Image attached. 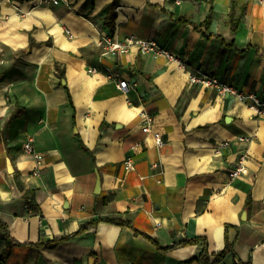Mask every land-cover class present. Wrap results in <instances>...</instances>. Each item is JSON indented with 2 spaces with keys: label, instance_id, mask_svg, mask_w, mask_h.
<instances>
[{
  "label": "crops",
  "instance_id": "1",
  "mask_svg": "<svg viewBox=\"0 0 264 264\" xmlns=\"http://www.w3.org/2000/svg\"><path fill=\"white\" fill-rule=\"evenodd\" d=\"M129 36L177 60L101 45ZM192 75L264 102V0H0V221L17 243L0 264L62 238L39 264H199L227 246L221 264H264V116Z\"/></svg>",
  "mask_w": 264,
  "mask_h": 264
},
{
  "label": "built area",
  "instance_id": "2",
  "mask_svg": "<svg viewBox=\"0 0 264 264\" xmlns=\"http://www.w3.org/2000/svg\"><path fill=\"white\" fill-rule=\"evenodd\" d=\"M48 4L58 5L61 2L68 3L69 0H44ZM103 48L107 53L116 54L117 52H128L132 46H138L140 51L144 54H152L154 57H162L169 61H176L177 57L170 53L168 50L160 47L157 42L152 40L140 39L136 36L126 37L123 41L107 39L102 44ZM89 72L95 73V68H90ZM110 80H113L117 83V88L124 93H128L129 83L125 79L117 78L114 74H110ZM190 82L192 84H199L206 88L215 90L219 96H233L239 101L247 104L257 115L264 116V102L255 94V93H244L240 91L236 86L222 81L218 77L214 76H204V75H192L190 77ZM144 126L143 131L146 133L152 132L151 124L152 118L148 114L143 115ZM156 143L158 146H163L164 141L160 133L154 134ZM223 147L227 146V143L222 144ZM24 150L32 154L36 160V168L42 163L43 156L35 150L34 147V138L29 137L26 143L24 144ZM245 156H242L239 160L237 167L230 173L231 178H237L241 175L247 174V168L244 164ZM127 170H134V163L128 161L126 163ZM38 172V169L36 170Z\"/></svg>",
  "mask_w": 264,
  "mask_h": 264
},
{
  "label": "trees",
  "instance_id": "3",
  "mask_svg": "<svg viewBox=\"0 0 264 264\" xmlns=\"http://www.w3.org/2000/svg\"><path fill=\"white\" fill-rule=\"evenodd\" d=\"M117 2H114L113 4H111L108 9L109 12L111 13V15L113 14V10L116 8V4ZM243 13V12H242ZM231 23H232V32L235 33L237 30V26L240 22V17L235 18L234 17V12L233 9L231 11ZM111 19V16H110ZM180 21L183 23H187L188 20L184 19V18H180ZM211 22V18L208 17L207 20L203 23L202 26L204 27H208L210 25ZM222 40V42L226 45V46H231L229 44H226L224 39H222L221 37H218ZM60 76L62 79H64V75L62 73H60ZM248 204H249V200H248ZM108 222V223H112V224H124L126 222H124L123 220H117V219H110V218H105V219H100L98 222ZM98 222H94L88 225L83 226L77 233H75L73 235V237L79 236L80 234H82L83 232H85L86 230H88L91 226L96 225ZM128 224V223H127ZM0 232L2 233V238L3 240H5L7 242V248L5 249L4 253L1 255L0 257V261H6L9 257V255L11 254V250L13 248V246H15L17 243L16 241H14L10 235V232L8 230V226L4 223H2L0 221ZM65 240V238L62 239H55L54 241L50 242V243H46V244H38L32 247L33 251H34V255H33V262H31L30 264H39V259L42 255L41 253V249L42 248H49L52 249L54 247H56L61 241ZM196 241H201V240H196ZM231 251V248L229 246H227L221 253L217 254L214 256V258L212 259V257L210 256L208 249L205 247L204 251L202 253V256L200 257L199 260V264H221L226 256V254L228 252Z\"/></svg>",
  "mask_w": 264,
  "mask_h": 264
},
{
  "label": "water",
  "instance_id": "4",
  "mask_svg": "<svg viewBox=\"0 0 264 264\" xmlns=\"http://www.w3.org/2000/svg\"><path fill=\"white\" fill-rule=\"evenodd\" d=\"M64 84L66 83V82H63ZM99 188H100V183L97 185V193H99ZM246 214H247V212L245 211L244 212V215H243V220H246Z\"/></svg>",
  "mask_w": 264,
  "mask_h": 264
}]
</instances>
